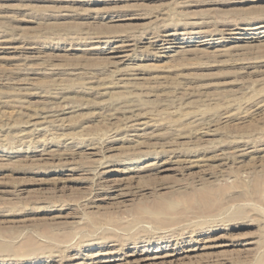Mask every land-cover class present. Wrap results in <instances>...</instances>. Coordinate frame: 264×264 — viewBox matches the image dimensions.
I'll return each instance as SVG.
<instances>
[{
    "label": "rangeland",
    "instance_id": "rangeland-1",
    "mask_svg": "<svg viewBox=\"0 0 264 264\" xmlns=\"http://www.w3.org/2000/svg\"><path fill=\"white\" fill-rule=\"evenodd\" d=\"M263 22L264 0H0V246L17 251L0 264L109 250L264 264V34L252 30ZM116 38L130 45L121 64L108 59ZM175 155L210 159L213 210L172 212L203 186L198 168L157 172ZM158 198L171 213L134 219ZM209 237L227 246L186 257Z\"/></svg>",
    "mask_w": 264,
    "mask_h": 264
},
{
    "label": "bare ground",
    "instance_id": "bare-ground-1",
    "mask_svg": "<svg viewBox=\"0 0 264 264\" xmlns=\"http://www.w3.org/2000/svg\"><path fill=\"white\" fill-rule=\"evenodd\" d=\"M264 23V22H263ZM198 24V23H197ZM259 24H262V23H259ZM259 24H255L256 26H255V28H253L252 30H260V29H262V32H258L257 34L258 35H261V34H264V31H263V29H264V24H262L261 25V27H258L259 26ZM254 25V24H253ZM182 33V32H181ZM205 33H207V32H205ZM255 33V32H254ZM156 34H158V33H156ZM230 34V33H229ZM232 34V33H231ZM142 35V34H141ZM262 36V35H261ZM264 36V35H263ZM163 37L165 38V42H172L171 43V45L170 46H167V47H165L164 49H163V51L161 52V53H163L164 55H168V54H172L173 52H176L175 50V48L176 47H173V41H175V39H172L173 38V35H167V34H165V35H163ZM172 37V38H171ZM259 37V36H258ZM257 38V37H256ZM261 38V37H260ZM157 39V38H156ZM159 39V38H158ZM115 40H117L116 42H114V46L111 48V50H110V52H109V55H110V57L111 58H109L108 57V59H109V61L110 60H115V61H113L112 63L113 64H121V63H123V62H125L126 60H128V56H126V49L130 46L129 44H128V40L126 39H121V38H116ZM154 41V40H153ZM9 42V41H8ZM159 42V41H158ZM153 43H156V41H154ZM133 44V43H132ZM21 47V46H20ZM149 47V46H148ZM24 49V48H23ZM131 49V48H130ZM135 49V48H134ZM150 49V48H149ZM185 52V51H184ZM129 54V53H128ZM162 54V55H163ZM176 55V54H175ZM27 57V56H26ZM25 58V57H24ZM115 66V65H114ZM118 69V68H117ZM121 73V72H120ZM27 75V74H26ZM41 97H43V96H41ZM49 97V96H48ZM52 98V97H51ZM48 99V98H47ZM45 104V103H44ZM48 107V106H47ZM133 108V107H132ZM130 109V108H129ZM135 109V108H134ZM53 110V109H52ZM59 110V109H58ZM120 110V109H119ZM131 110V109H130ZM136 110V109H135ZM132 111V110H131ZM130 111V112H131ZM140 111V110H139ZM47 112V111H46ZM63 112V111H62ZM117 112V111H116ZM119 112V111H118ZM37 115V114H36ZM143 115V114H142ZM130 117V116H129ZM137 117V116H136ZM135 117V118H136ZM128 118V117H127ZM144 118V117H143ZM146 118V117H145ZM140 119V118H139ZM142 119V118H141ZM32 120V119H31ZM126 120V119H125ZM128 120V119H127ZM131 121H133V120H131ZM126 122V121H125ZM130 122V121H129ZM149 121H147V123H148ZM28 123V122H27ZM26 123V124H27ZM145 123H146V121H145ZM145 123H142V125H146ZM140 124V123H139ZM24 125V124H23ZM28 125H30V124H28ZM39 125V124H38ZM49 125V124H48ZM131 125V124H130ZM129 125V126H130ZM135 125V124H134ZM150 125V124H149ZM196 125V124H195ZM211 125V124H210ZM13 127V126H12ZM56 127V126H55ZM147 127V126H146ZM150 127V126H149ZM136 128V127H135ZM204 128H206V127H204ZM209 128V127H208ZM41 129V128H40ZM200 129V128H199ZM211 129V128H210ZM36 130H38V129H36ZM127 130H129V129H127ZM209 130V129H208ZM25 131V130H24ZM34 131V130H33ZM48 131V130H47ZM124 131V130H123ZM197 131V130H196ZM214 131V130H213ZM121 132V131H120ZM119 132V133H120ZM208 132V131H207ZM210 132V131H209ZM208 132V133H209ZM215 132V131H214ZM28 133V132H27ZM196 132H194V134H195ZM206 133V132H205ZM211 133V132H210ZM29 134V133H28ZM20 135V134H19ZM33 135V134H32ZM147 135V134H146ZM145 135V136H146ZM210 135V134H209ZM127 136V135H126ZM140 136V135H139ZM30 137V136H29ZM33 137V136H32ZM35 137V136H34ZM135 137V136H134ZM138 137V136H137ZM148 137V136H147ZM193 138V137H192ZM24 139V138H23ZM92 139V138H91ZM108 139V138H107ZM122 140V139H121ZM19 141H20V139H19ZM26 141V140H25ZM123 141V140H122ZM243 141V140H242ZM241 141V142H242ZM235 142V141H234ZM244 142V141H243ZM242 142V143H243ZM246 142V141H245ZM249 142V141H248ZM248 142H246V143H248ZM252 142V141H251ZM139 143V142H138ZM235 143H237V142H235ZM238 143H239V141H238ZM250 143V142H249ZM253 143V142H252ZM251 143V144H252ZM260 142H258V144H259ZM263 143V142H262ZM103 144V143H102ZM244 144V143H243ZM98 145H99V143H98ZM248 144H246V145H243V146H241V149H239V152H240V157H244V156H249V155H251L252 153H253V151L252 152H248V149L250 148L249 146H247ZM85 146V145H84ZM258 146V145H257ZM256 146H254V148H255ZM96 148V147H95ZM94 149V148H93ZM236 149H237V147H236ZM101 150V149H100ZM261 150V149H260ZM236 151V150H235ZM237 151H238V149H237ZM255 151V150H254ZM47 152V151H46ZM106 152V151H105ZM93 155V154H92ZM95 155V154H94ZM197 155V154H196ZM230 155V154H229ZM105 156V155H104ZM220 156V155H219ZM237 156V155H236ZM204 157V156H203ZM232 157H233V155H232ZM252 157V156H251ZM258 157V156H257ZM178 158H180V157H178V156H173V157H170L168 160H166L164 163H162L161 165H158V167H157V172L158 173H168V172H174V171H176V170H184V169H186V170H190V169H192V168H198L200 171H202V173H201V176H199V183H198V181H197V183L198 184H201V185H203L200 189H192V191L189 193V194H184L183 193V195H181L180 194V191H179V194L181 195L180 197V199L179 200H174L175 202H172L171 201V207H170V209L172 208H174V207H172L173 205L172 204H174V205H176V204H181V205H183V208H186V209H189V211L191 210H195L194 209V205H199L200 207L202 206L203 207V209L204 208H206V209H208V210H213V207L211 206L212 204L210 203L211 202V200H212V198H211V196L213 195L212 194V190H211V188H210V184L212 183L211 181H209L210 179H212V178H216V177H214L215 175H213L212 173H210L209 172V169H208V167H210L209 166V161H210V159H205V158H197V159H193V160H190V161H185L184 163H180V161L179 160H177ZM229 158V157H228ZM227 158V159H228ZM260 158V157H259ZM235 159V158H234ZM184 160V159H183ZM219 160V159H218ZM225 160V159H224ZM102 161V160H101ZM102 162H104V161H102ZM109 163H111V162H105V165H104V168L105 167H107V166H111V164H109ZM205 163H208V165L207 164H205ZM153 164H155V163H153ZM149 165V164H148ZM150 166V165H149ZM148 166V167H149ZM222 167V166H221ZM147 169V168H146ZM151 169V168H150ZM220 171V170H219ZM218 171V172H219ZM97 172V171H96ZM216 172V171H215ZM92 173V172H91ZM214 173V172H213ZM226 172L225 171H220L219 172V175H216L217 177H223L224 176V174H225ZM98 174V173H97ZM102 174V173H101ZM106 174V173H105ZM107 174H111V173H107ZM215 174H217V173H215ZM96 175V174H95ZM226 176V175H225ZM113 185H114V183H113ZM175 187H177V185H175V186H172V187H165V188H169V189H173V188H175ZM111 188V187H110ZM164 188V189H165ZM183 188V187H182ZM132 189V188H131ZM133 190L135 191V192H137V193H143V192H145L146 191V189H141V188H136V189H134L133 188ZM174 190V189H173ZM177 190V189H176ZM121 191V190H120ZM212 191V192H211ZM116 192H118V191H113L112 192V196L110 195V197H109V199L110 200H114V201H116V200H119V199H124V198H127V197H130L131 196V194H132V192H128V190L125 192V193H119V194H115ZM175 192V191H174ZM133 195V194H132ZM176 196L178 195V193H176L175 194ZM174 195V196H175ZM186 196V197H185ZM170 197H172V196H170ZM178 197V196H177ZM176 197V198H177ZM211 198V199H210ZM167 199H169V198H158V200L155 202V205H154V207L152 208V209H149L148 207H146V206H143V205H140V206H135V207H132V208H130V209H133L134 208V211H136L137 213L135 214L137 217H135L134 219H143V218H148L149 217V219H152V218H154V217H156L157 219H159L160 217L159 216H161L162 214H163V216L164 215H166L167 213H171V210H169V212H167L168 211V206H169V201L167 200ZM170 200V199H169ZM122 205V204H121ZM113 207V206H112ZM181 207V206H180ZM201 207V208H202ZM181 210V209H180ZM174 211H175V208H174ZM181 211H183V210H181ZM190 211V212H191ZM198 211L200 212V210L198 209ZM202 211V210H201ZM203 211H205V210H203ZM167 212V213H166ZM172 212H173V210H172ZM194 212H196V210L194 211ZM199 212H197V214L199 213ZM178 213V212H177ZM201 213V212H200ZM203 213V212H202ZM205 213V212H204ZM180 214H182V212L180 213ZM134 215V216H135ZM172 215V214H171ZM178 215H179V213H178ZM153 216V217H152ZM169 216V215H168ZM183 216V215H182ZM159 217V218H158ZM179 217V216H178ZM163 218H165V217H163ZM215 218V217H214ZM128 219V218H127ZM131 219V218H130ZM161 219H162V216H161ZM213 219V218H212ZM144 220H146V219H144ZM164 220V219H163ZM152 221V220H151ZM156 221H158V220H156ZM156 221H153V222H156ZM166 221V220H165ZM214 221V220H213ZM212 221V223H215V222H213ZM218 221V220H217ZM217 221H216V223H217ZM153 222H151L152 224H154ZM221 222V221H220ZM222 222H225V221H222ZM221 222V223H222ZM227 222V221H226ZM125 223H126V221H125ZM139 223V222H138ZM158 223V222H157ZM156 223V224H157ZM221 223H219V224H221ZM122 224V223H121ZM134 224V223H133ZM155 224V225H156ZM158 224H160V223H158ZM127 225V224H126ZM125 225V226H126ZM140 225V224H139ZM163 225H165L164 227H168V226H170V225H166V224H163ZM142 226V225H141ZM222 226H224L223 225V223H222ZM219 227V226H218ZM227 227V226H226ZM130 228H131V226H130ZM132 231V230H131ZM134 231H136V230H134ZM133 231V232H134ZM165 231V230H164ZM104 232V231H103ZM130 232V231H129ZM145 232V235H144V233H143V231L141 232V234H143L144 236H146V231H144ZM105 233V232H104ZM132 233V232H131ZM135 233V232H134ZM140 234V235H141ZM166 234V233H165ZM142 235V237H144ZM108 236V235H107ZM137 236V237H136ZM135 237V238H134ZM141 236H139V232L136 234V235H134L133 236V239H138V238H140ZM141 237V238H142ZM191 237V236H190ZM88 238V237H87ZM205 238V237H204ZM86 240H88V239H86ZM86 240H83V241H86ZM120 240V239H119ZM119 240H117V239H114V237H113V239H112V241H115V243H116V241L118 242ZM122 240V239H121ZM123 240L124 241H128V240H132V236H125L124 238H123ZM122 240V241H123ZM82 241V240H81ZM107 241H111L108 237H102V238H100V240H99V244H103V243H105V242H107ZM111 241V242H112ZM31 242V241H30ZM26 243V245H28L27 244V242H25ZM24 243V244H25ZM32 243V242H31ZM33 244V243H32ZM124 244V243H123ZM7 245V244H6ZM112 245V247L114 248V246H116V245H113V244H111ZM118 245V244H117ZM1 246H4V245H2L1 244ZM0 246V247H1ZM25 245H23V247H24ZM36 246H38V245H36ZM70 246V245H69ZM225 246H227L226 244H224L223 243V241L221 240V238H210L209 237V239H204V240H201L200 241V244L199 245H197L194 249H191L190 251H192L190 254H187L188 256H186V257H195V252H206V251H215V250H218V249H221V248H224ZM4 247H6V246H4ZM4 247H1V248H4ZM7 247H9V246H7ZM4 248V249H1L0 250V252L1 251H5L6 249H8V248ZM123 247V246H122ZM10 248V247H9ZM36 247H32V246H25L23 249L25 250H29V251H32V252H34V254H36L37 252V250L35 249ZM39 248V247H38ZM69 248V247H68ZM11 249V248H10ZM12 251H15V250H13V249H11ZM11 250H9V251H11ZM68 250V249H67ZM6 251H8V250H6ZM5 251V252H6ZM44 251V250H43ZM189 251V250H188ZM15 252H17V251H15ZM32 252H30L31 254L30 255H34ZM36 252V253H35ZM54 251H52L51 252V254L50 253H46V254H50L49 256H47L48 257V259H50L51 257H55V258H59L57 261H50L49 262V264H106V263H113V262H119V264H162V263H166V262H168L169 263V261H175L177 258H179V256H181L182 254H180V253H177V252H175V253H169V252H167V253H162L161 251L160 252H158L157 254H155V255H153V254H148V252L147 251H145V250H143V251H134V252H132V253H130V254H124V253H119L118 254V252H116V251H105V252H103V253H101V255H97V254H92V255H88V256H86L85 258H80V257H77L76 255H70V256H64V255H59V253H61L60 251H58L56 254H54L53 253ZM123 252V251H122ZM147 252V253H146ZM193 253V254H192ZM38 254V253H37ZM54 254V255H53ZM212 254V253H211ZM29 255V256H30ZM26 257V256H25ZM28 257V256H27ZM46 257V256H45ZM181 258V257H180ZM179 258V259H180ZM111 259H114V261L113 260H111ZM178 259V260H179ZM187 259H189V258H187ZM192 259V258H191ZM185 260V259H184ZM181 261H183V260H181ZM54 262V263H53ZM179 262V261H178ZM171 264H172V262H171Z\"/></svg>",
    "mask_w": 264,
    "mask_h": 264
}]
</instances>
